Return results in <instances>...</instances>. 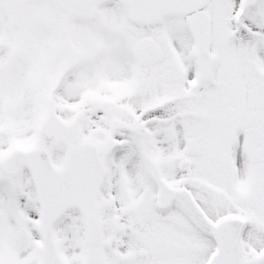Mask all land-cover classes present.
Listing matches in <instances>:
<instances>
[{
  "label": "snow or ice",
  "instance_id": "obj_1",
  "mask_svg": "<svg viewBox=\"0 0 264 264\" xmlns=\"http://www.w3.org/2000/svg\"><path fill=\"white\" fill-rule=\"evenodd\" d=\"M0 264H264V0H0Z\"/></svg>",
  "mask_w": 264,
  "mask_h": 264
}]
</instances>
